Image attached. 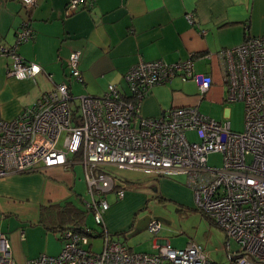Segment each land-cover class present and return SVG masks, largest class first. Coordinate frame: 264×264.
Wrapping results in <instances>:
<instances>
[{
  "label": "built area",
  "instance_id": "1",
  "mask_svg": "<svg viewBox=\"0 0 264 264\" xmlns=\"http://www.w3.org/2000/svg\"><path fill=\"white\" fill-rule=\"evenodd\" d=\"M20 3L26 13L36 5L35 0ZM88 6L86 0H69L66 10ZM185 19L195 24L191 13ZM28 22L16 32L13 47L0 50L12 58L7 75L17 80H34L41 70L16 53L19 45L32 39ZM79 56V51H73L67 59V76L75 82L82 81ZM217 56L223 62L225 101L244 104L242 132H233L228 121L209 118L196 106L171 108L159 117L140 114L148 91L176 77L193 81L201 96L209 90L211 77L195 73L191 57L177 62L139 58L123 75L128 96L108 84L101 96L74 97L67 83H59L14 118L0 120V178L79 161L89 194L84 208L101 229L98 252L91 250L88 237H96L91 229H65L58 255L43 254L25 264H212L202 247L191 241L182 250L172 249L165 241L149 254L132 252L114 240L104 222L109 208L105 194L115 191L116 198L122 199L124 190L115 189L112 177L102 172L105 166L156 176L186 175L195 209L239 246L229 264H264V36L247 37ZM62 135V147H58ZM214 153L222 157L220 168L207 165ZM147 230L158 233L159 221L151 220ZM0 264H14L8 238L1 232Z\"/></svg>",
  "mask_w": 264,
  "mask_h": 264
},
{
  "label": "crops",
  "instance_id": "2",
  "mask_svg": "<svg viewBox=\"0 0 264 264\" xmlns=\"http://www.w3.org/2000/svg\"><path fill=\"white\" fill-rule=\"evenodd\" d=\"M68 1L35 0L34 8L26 13L20 0H0V50L13 47L16 32L28 19L32 39L19 45L16 53L41 68L34 80L9 77L12 58L0 51V120L14 118L59 83H67L71 94L77 88L94 97L114 84L128 96L123 75L139 58L177 62L191 57L194 72L212 79L202 96L180 90L177 82L152 87L140 103L143 117H159L176 107L196 106L199 110L206 96L213 93L212 100L220 102L222 96L214 92H226L223 62L217 53L239 46L247 37L264 35V0H86L91 6L70 13L66 10ZM186 13L193 15L194 25L186 21ZM73 51L80 52L81 82L67 76V59ZM76 164L82 165L75 161L66 167L0 178V232L8 238L14 264L60 253L62 231L71 225L72 213L68 211L84 209L77 205L82 199L78 192L82 183ZM143 174L148 178L147 186L163 199L183 207L191 204V189L175 180L176 175ZM134 195L125 194L121 203L109 205L104 214L108 232L121 243L113 236L124 226L114 212L127 211L126 216H131L141 209L143 202ZM164 242L157 240L154 250L156 244Z\"/></svg>",
  "mask_w": 264,
  "mask_h": 264
},
{
  "label": "rangeland",
  "instance_id": "3",
  "mask_svg": "<svg viewBox=\"0 0 264 264\" xmlns=\"http://www.w3.org/2000/svg\"><path fill=\"white\" fill-rule=\"evenodd\" d=\"M171 82L179 83L178 88L184 92L198 93L200 95L196 84L191 80L176 77ZM167 83H170V81ZM73 90L72 94L74 97L84 95L77 88H73ZM214 93L216 96H222L221 99L224 97V100L221 101L220 99V102L213 101V93H211L210 96H206L199 104V111L218 122L228 121L230 129L233 132H242L244 126L243 102H226L225 91ZM75 105L76 103H71V107ZM189 136L192 138L191 135ZM62 138L63 135L60 138L58 147H62ZM245 160L246 163H249L251 156L247 155ZM207 165L209 167L220 168L222 165L221 155L219 153L210 154L207 158ZM75 167L78 171H81L80 181L82 184L78 192L81 193L82 199L77 201V205L83 209L84 202L89 200V194L84 173H82V165L76 164ZM103 168L102 172L110 175L115 184L122 186L124 195L127 193L135 194V200L143 202L142 208L133 212L131 216H126L127 211L122 213L116 210L114 212V216L123 223L124 230L118 232L113 237L115 239L119 237L122 243L129 247L132 252L155 253L154 245L157 240L168 241L170 247L175 250L184 249L189 241L194 242L202 247L207 260L212 264H229V256L239 252V246L235 241L227 240L224 232L216 224L195 209L193 198L190 205L183 207L172 201L163 199L153 188H149L147 186L148 181L145 183L148 178L141 171L132 169L120 170L116 167ZM174 179L187 183L186 175H176ZM144 195L145 198L142 199ZM115 196V191L105 194V199L109 205H116L122 202L123 198L117 202ZM151 220H157L161 225V230L156 234H152L147 230V226ZM126 221L127 223H125ZM85 226L93 231V236L101 232L100 226L95 224L93 216L89 213L86 215L85 224H82V228H85ZM70 227L73 226L70 225ZM88 240L92 243L91 250L94 252L101 250V237H88ZM86 248L88 249V247Z\"/></svg>",
  "mask_w": 264,
  "mask_h": 264
},
{
  "label": "trees",
  "instance_id": "4",
  "mask_svg": "<svg viewBox=\"0 0 264 264\" xmlns=\"http://www.w3.org/2000/svg\"><path fill=\"white\" fill-rule=\"evenodd\" d=\"M115 189H116V187H115ZM117 200H119V199H117ZM68 212L72 213V215H71V225L73 226V227H69V228L74 230V231L84 232V228H82V224L83 225L85 224V218H86V215L88 214L87 210L85 208L83 209V211H80L78 209H71ZM97 235H100V233L96 234V236Z\"/></svg>",
  "mask_w": 264,
  "mask_h": 264
},
{
  "label": "water",
  "instance_id": "5",
  "mask_svg": "<svg viewBox=\"0 0 264 264\" xmlns=\"http://www.w3.org/2000/svg\"><path fill=\"white\" fill-rule=\"evenodd\" d=\"M229 258H230V256H229Z\"/></svg>",
  "mask_w": 264,
  "mask_h": 264
}]
</instances>
